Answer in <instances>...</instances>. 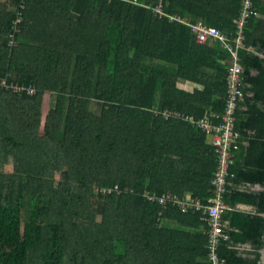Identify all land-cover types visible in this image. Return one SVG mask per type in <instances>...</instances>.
I'll return each instance as SVG.
<instances>
[{"label":"trees","instance_id":"1","mask_svg":"<svg viewBox=\"0 0 264 264\" xmlns=\"http://www.w3.org/2000/svg\"><path fill=\"white\" fill-rule=\"evenodd\" d=\"M133 1L28 0L10 48L20 0H0V81L35 87L32 97L0 87V264H208V217L144 196L189 194L204 205L213 197L211 138L162 114L221 117L229 54L141 5L231 39L243 0ZM253 3L258 17L239 50L243 99L223 196L231 208L223 264H261L264 248V0ZM187 82L197 87H179Z\"/></svg>","mask_w":264,"mask_h":264},{"label":"built area","instance_id":"2","mask_svg":"<svg viewBox=\"0 0 264 264\" xmlns=\"http://www.w3.org/2000/svg\"><path fill=\"white\" fill-rule=\"evenodd\" d=\"M27 1L28 0H20L21 12H19L17 19L14 21L12 28L14 33L8 36V39L10 38L8 44L10 48L16 46L15 38L16 34L19 33L17 27L23 22L22 12L25 11V3ZM133 2L137 4V0H134ZM141 6L153 10L161 19L169 18L171 21L186 25L193 33H195L197 42L200 44L206 43L209 40H217L221 42L229 54L230 63L226 77L227 98L221 117L211 116L196 122L192 117L172 111H165L162 114L163 118L167 121L174 119L189 123L192 126H197L203 133L211 138V145L215 149L217 155V168L211 183L214 188L213 197L206 205H204L200 199L193 197L180 199L172 194L159 196L155 193H146L144 196L149 202L158 204L161 207L173 205L181 209L183 212L193 209L196 211H202L203 214L208 217L209 224V229L207 231L208 263L223 264V260L220 259L218 254L220 243L228 239L227 222L224 220L223 215L226 211L231 210L230 206L224 202L223 196L226 192L227 179L232 177V174H229V170L233 166L234 152L239 150L240 137L236 130H234V124H236L238 106L243 99V69L239 62V50L244 48L246 40L245 32L250 20L258 17V13L255 10L253 0H243L240 16L234 21L236 32H234V36L231 39H228V37L218 28L211 27L204 22H193L188 18L167 14L164 12L162 5L156 7V9H153L151 6ZM0 87L5 88L6 90H12L16 94L27 92L28 96L31 97L35 94V87L33 85L28 87L18 84L8 85L6 80H1ZM218 120H220L219 125L216 124Z\"/></svg>","mask_w":264,"mask_h":264},{"label":"crops","instance_id":"3","mask_svg":"<svg viewBox=\"0 0 264 264\" xmlns=\"http://www.w3.org/2000/svg\"><path fill=\"white\" fill-rule=\"evenodd\" d=\"M256 74V73H255ZM179 87L180 88H182V89H185V90H189V91H191V90H193V89H195L197 86L196 85H194V84H191V83H180L179 84ZM47 97V96H46ZM208 143H210L211 144V139H208ZM5 152H14V146H13V139L12 138H9V139H7V143H6V148H5ZM256 190H261L262 188L260 187V186H257L256 188H255ZM156 194V193H155ZM168 194H172V193H170V192H168V193H164V194H161V195H159V196H163V195H168ZM158 195V194H157ZM172 195H174V194H172ZM175 196H177L178 198H180V199H183V198H188V197H192L191 195H186L185 197H179L178 195H176L175 194ZM194 198V197H193ZM199 199V198H198ZM201 200V199H200ZM178 208V207H177ZM238 208L240 209V210H243V211H248V212H253L255 209L253 208V207H250V206H247V205H239L238 206ZM181 210V209H180ZM182 211V210H181ZM188 212V211H187ZM163 224H165V225H167V226H169V225H171L170 223H163ZM206 236H207V231H206ZM208 238V237H207ZM251 246H249V245H243V249H249ZM207 261H208V259H207ZM209 264V263H208Z\"/></svg>","mask_w":264,"mask_h":264},{"label":"rangeland","instance_id":"4","mask_svg":"<svg viewBox=\"0 0 264 264\" xmlns=\"http://www.w3.org/2000/svg\"><path fill=\"white\" fill-rule=\"evenodd\" d=\"M49 107H50L49 99H48V97H45L44 100H43V106H42L43 117L41 119L42 122H41L40 132L42 131L45 115L47 114ZM13 166H14L13 165V152H6L5 168H4L5 171L7 173L12 172ZM98 221L101 222L100 220H98ZM99 222H98V224H99Z\"/></svg>","mask_w":264,"mask_h":264},{"label":"water","instance_id":"5","mask_svg":"<svg viewBox=\"0 0 264 264\" xmlns=\"http://www.w3.org/2000/svg\"><path fill=\"white\" fill-rule=\"evenodd\" d=\"M261 254H262V261H261V264H264V248L262 249Z\"/></svg>","mask_w":264,"mask_h":264}]
</instances>
